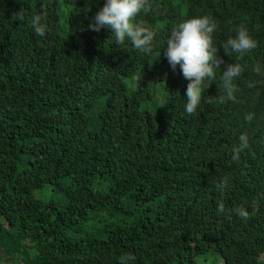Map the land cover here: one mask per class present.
<instances>
[{"label": "trees", "instance_id": "16d2710c", "mask_svg": "<svg viewBox=\"0 0 264 264\" xmlns=\"http://www.w3.org/2000/svg\"><path fill=\"white\" fill-rule=\"evenodd\" d=\"M87 1L0 0V264H264V77L252 71L264 70V0H150L138 18L157 32L151 54L91 30L107 0ZM42 2L40 37L30 20ZM204 15L224 63L188 114L190 81L166 41ZM240 24L258 47L238 60L222 45ZM236 62V100L220 102ZM242 134L249 147L233 160Z\"/></svg>", "mask_w": 264, "mask_h": 264}, {"label": "clouds", "instance_id": "9594fccd", "mask_svg": "<svg viewBox=\"0 0 264 264\" xmlns=\"http://www.w3.org/2000/svg\"><path fill=\"white\" fill-rule=\"evenodd\" d=\"M151 11L150 0H107L104 7L95 15L94 21L89 25L93 31L99 32L105 27L114 31V37L117 45H124L130 41L135 49L151 54L153 52V40L157 35L152 25L143 19H139L141 13ZM48 16L47 3L42 2V11L32 16L30 24L37 36L43 37L48 31L46 23ZM14 20H24V10L14 14ZM217 24L214 19L208 15L188 19L179 24L178 28L172 30L170 37L166 41V58L173 70L177 65L180 66L185 79L190 81L187 85L186 97L187 103L185 111L193 114L200 105L205 90L210 87L207 81H215L216 70L224 63L219 56L217 48L214 46L213 34L217 30ZM225 54L231 56L233 52L238 54L237 59H242L247 53L258 47V41L250 35L244 24L236 28L235 38L229 39L223 43ZM244 67L239 63L227 65V70L222 74V88L226 95L219 96V101L236 100L235 93L238 91L234 80L243 72ZM252 71L258 76L264 77V70L261 65L256 64ZM264 84V80L259 81ZM215 97H208L207 102L212 103ZM246 119L251 121L253 114H249ZM240 144L233 147V160H239L240 153L249 147L247 134L239 137ZM227 187V178L223 183H218L217 188ZM255 210V206H253ZM225 211L223 202L219 203L218 214ZM242 219L249 218V211L241 206L234 210ZM135 256L125 254L120 258V264H128L134 261Z\"/></svg>", "mask_w": 264, "mask_h": 264}, {"label": "rangeland", "instance_id": "374dc122", "mask_svg": "<svg viewBox=\"0 0 264 264\" xmlns=\"http://www.w3.org/2000/svg\"><path fill=\"white\" fill-rule=\"evenodd\" d=\"M174 5H176L178 2L176 0H173ZM86 7L87 8H95L98 5V1L97 0H88L86 2ZM181 8L184 7V4L180 5ZM69 11V9H67L66 7L63 6V4L61 3L59 6V13H60V23L63 22V17L62 15L67 14ZM158 95L160 96L161 92H157ZM35 197H38L40 200H42V196H40L39 194H35ZM197 264H220V262H218V256L216 255H209V254H205V255H201L199 257H197Z\"/></svg>", "mask_w": 264, "mask_h": 264}]
</instances>
